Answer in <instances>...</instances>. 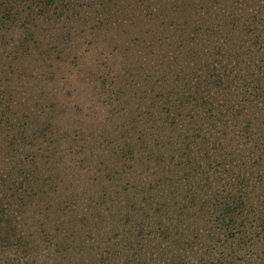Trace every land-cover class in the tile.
<instances>
[{
    "label": "trees",
    "instance_id": "obj_1",
    "mask_svg": "<svg viewBox=\"0 0 264 264\" xmlns=\"http://www.w3.org/2000/svg\"><path fill=\"white\" fill-rule=\"evenodd\" d=\"M57 1L0 0V264H240L264 235V17L211 13L209 53L159 32L138 65L106 6L48 29Z\"/></svg>",
    "mask_w": 264,
    "mask_h": 264
},
{
    "label": "rangeland",
    "instance_id": "obj_2",
    "mask_svg": "<svg viewBox=\"0 0 264 264\" xmlns=\"http://www.w3.org/2000/svg\"><path fill=\"white\" fill-rule=\"evenodd\" d=\"M69 2V0L57 1L58 16L44 24L48 29L55 30L60 27L64 29V26L71 28L72 25L77 24L75 27L79 25L97 27L103 21L101 13L107 10L103 8L106 6L108 16L113 19V25L116 28H118L119 23H123L127 29L133 30L134 37L142 36L147 39L144 42L138 40L131 43L130 47L133 50L126 52L127 57H140L138 58V65L141 62H146L149 57L153 59H156V56L160 57L158 52L160 48L157 43L159 32L170 39L168 42L177 41V43L168 45L163 49L164 52L169 49L185 53L186 48L191 47L190 53H195L194 50L196 49L198 53L202 51L209 53L212 40H209L211 34L206 27L211 13L215 16L214 24L219 25L223 22L224 27H229V21L226 18L227 12H234L239 20L245 24L251 23L256 14H261L264 17V0H73ZM262 23L261 20L260 24ZM143 27L146 30V35L143 30L139 29ZM196 33H199L197 42H192L190 38ZM76 38L79 39V36L74 37V41L78 43ZM184 43L187 46L183 45ZM124 46L127 45L124 44ZM83 68L87 71L84 64ZM155 68L160 70L161 67L155 66ZM161 71H156V75L161 76L163 74ZM87 76V84L89 81L91 82L88 91L89 97L92 88L97 85L95 80H97L98 75L88 74ZM82 83L84 81L78 82L77 85L82 87ZM189 92H185V95ZM195 95L196 90L192 89L188 100L194 98ZM133 102H140V100L134 99ZM255 240L261 243L259 244L260 247L257 244H249L244 247L239 253H242V258L245 259H238V263L248 264L250 262V264H254L260 254L264 257V245H262L264 235L256 237ZM262 240L263 242H261Z\"/></svg>",
    "mask_w": 264,
    "mask_h": 264
}]
</instances>
